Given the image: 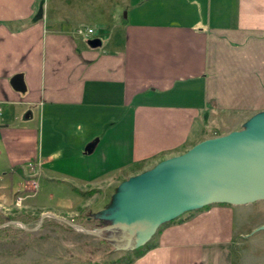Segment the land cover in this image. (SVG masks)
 <instances>
[{
    "label": "crops",
    "instance_id": "crops-1",
    "mask_svg": "<svg viewBox=\"0 0 264 264\" xmlns=\"http://www.w3.org/2000/svg\"><path fill=\"white\" fill-rule=\"evenodd\" d=\"M0 104L5 167L70 181L87 206L223 114L264 110V0H0ZM244 205L166 225L132 264H235Z\"/></svg>",
    "mask_w": 264,
    "mask_h": 264
},
{
    "label": "rangeland",
    "instance_id": "rangeland-1",
    "mask_svg": "<svg viewBox=\"0 0 264 264\" xmlns=\"http://www.w3.org/2000/svg\"><path fill=\"white\" fill-rule=\"evenodd\" d=\"M101 37L105 43V35ZM217 119L203 140L242 130L248 121L240 122L234 114ZM5 165V157L0 154V264H124L136 249L155 245L168 222L183 220L198 210H187L162 223L143 245L137 246L142 234L131 235L130 227L112 226L115 211L109 206L113 204L114 187L83 207L80 203L85 199L70 181L50 179L37 170L29 175L24 168ZM244 206L247 209L236 217L240 234L234 244L235 264H264V199ZM82 227L99 234H90Z\"/></svg>",
    "mask_w": 264,
    "mask_h": 264
},
{
    "label": "water",
    "instance_id": "water-1",
    "mask_svg": "<svg viewBox=\"0 0 264 264\" xmlns=\"http://www.w3.org/2000/svg\"><path fill=\"white\" fill-rule=\"evenodd\" d=\"M90 45L99 46L101 40H91ZM12 83L24 89L22 76H15ZM97 143L98 139L87 144L84 153H92ZM259 199H264V110L252 116L244 129L200 141L186 152L123 181L109 209L115 211L112 226L130 227L131 235H143L137 244L140 246L159 225L187 210L215 203L246 204ZM127 200L130 206H126ZM122 214L140 225L117 223ZM82 228L90 234H99Z\"/></svg>",
    "mask_w": 264,
    "mask_h": 264
},
{
    "label": "trees",
    "instance_id": "trees-1",
    "mask_svg": "<svg viewBox=\"0 0 264 264\" xmlns=\"http://www.w3.org/2000/svg\"><path fill=\"white\" fill-rule=\"evenodd\" d=\"M94 192H96V190H90L88 193L86 192L85 194H88V195H92ZM82 193V192H81ZM83 194V193H82ZM210 205H207V206H205V207H203V208H201V209H198V210H202V209H205V208H207V207H209ZM198 210H196V211H198ZM195 212V211H194ZM187 217H185L184 219H186ZM176 220H178V219H174V220H172V221H170V222H168L169 224L170 223H174ZM181 221V220H180ZM153 246H155V245H153ZM153 246H150V245H145V246H142V247H140V248H138V249H136L135 250V254L133 255V256H131V257H129V258H127V260H125L124 261V264H132L134 261H135V259L136 258H138V257H140L141 255H143L146 251H148L150 248H152Z\"/></svg>",
    "mask_w": 264,
    "mask_h": 264
},
{
    "label": "bare ground",
    "instance_id": "bare-ground-1",
    "mask_svg": "<svg viewBox=\"0 0 264 264\" xmlns=\"http://www.w3.org/2000/svg\"><path fill=\"white\" fill-rule=\"evenodd\" d=\"M135 186V185H134ZM132 195V192H130V196ZM128 203V204H127ZM130 202H128V200L127 201H125V204H126V206H130V204H129ZM135 220H134V218H132V217H130L129 215H124V214H122V215H120V217L118 218V222L117 223H125V224H135L136 226H139L140 224L138 223V222H134Z\"/></svg>",
    "mask_w": 264,
    "mask_h": 264
},
{
    "label": "built area",
    "instance_id": "built-area-1",
    "mask_svg": "<svg viewBox=\"0 0 264 264\" xmlns=\"http://www.w3.org/2000/svg\"><path fill=\"white\" fill-rule=\"evenodd\" d=\"M87 32H88V33H93V32H94V29H93V28H88V29H87ZM0 109H1V104H0Z\"/></svg>",
    "mask_w": 264,
    "mask_h": 264
}]
</instances>
